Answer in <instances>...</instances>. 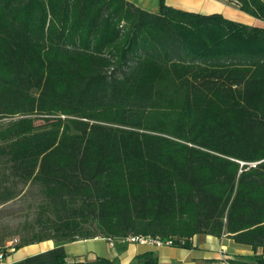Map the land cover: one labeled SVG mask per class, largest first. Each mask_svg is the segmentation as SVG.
<instances>
[{
  "label": "trees",
  "instance_id": "16d2710c",
  "mask_svg": "<svg viewBox=\"0 0 264 264\" xmlns=\"http://www.w3.org/2000/svg\"><path fill=\"white\" fill-rule=\"evenodd\" d=\"M229 1L264 22V0ZM4 118L0 157L46 200L20 246L226 236L253 253L228 264H264V26L164 0H0Z\"/></svg>",
  "mask_w": 264,
  "mask_h": 264
},
{
  "label": "crops",
  "instance_id": "0c3cea01",
  "mask_svg": "<svg viewBox=\"0 0 264 264\" xmlns=\"http://www.w3.org/2000/svg\"><path fill=\"white\" fill-rule=\"evenodd\" d=\"M148 13L160 11V0H125ZM168 7L202 15L219 14L227 20L248 26H264L241 12L229 0H164ZM112 247L104 238L98 237L71 243L52 240L8 248L3 264H56L59 257L67 263L92 262L106 258L113 264H131L139 255L151 253L157 264H228L252 256L250 248L238 245L226 236L216 238L196 235L189 240L188 247H157L150 244H127L113 240ZM223 250V251H222Z\"/></svg>",
  "mask_w": 264,
  "mask_h": 264
},
{
  "label": "rangeland",
  "instance_id": "374dc122",
  "mask_svg": "<svg viewBox=\"0 0 264 264\" xmlns=\"http://www.w3.org/2000/svg\"><path fill=\"white\" fill-rule=\"evenodd\" d=\"M3 104L8 106L9 100L4 99ZM8 120V118L0 119V125ZM41 124H45L42 119L36 122V125ZM0 184L2 188H8L14 192L11 200L0 205V250H2L10 241L17 240L18 246L29 240L35 232L42 231L37 220L40 212H44L42 207H45L46 200L39 186L21 183L12 178L9 165L1 157Z\"/></svg>",
  "mask_w": 264,
  "mask_h": 264
},
{
  "label": "built area",
  "instance_id": "2783aa9c",
  "mask_svg": "<svg viewBox=\"0 0 264 264\" xmlns=\"http://www.w3.org/2000/svg\"><path fill=\"white\" fill-rule=\"evenodd\" d=\"M124 243L127 244H150L157 247L167 246V247H184L186 245V241L177 238H168L162 239L160 237H150V236H128L122 240ZM109 245L112 247L111 240H108ZM17 240H13L8 242L2 250H0V264H3L5 260V253L8 248H11L17 245ZM223 251V250H222Z\"/></svg>",
  "mask_w": 264,
  "mask_h": 264
}]
</instances>
